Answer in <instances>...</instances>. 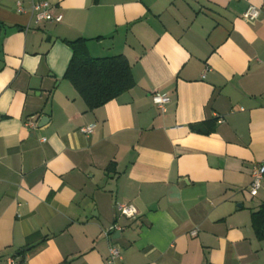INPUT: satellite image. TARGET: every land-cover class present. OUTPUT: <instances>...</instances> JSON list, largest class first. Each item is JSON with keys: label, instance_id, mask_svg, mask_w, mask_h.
I'll use <instances>...</instances> for the list:
<instances>
[{"label": "crops", "instance_id": "crops-1", "mask_svg": "<svg viewBox=\"0 0 264 264\" xmlns=\"http://www.w3.org/2000/svg\"><path fill=\"white\" fill-rule=\"evenodd\" d=\"M38 1L61 22H36ZM78 38L135 85L88 110L64 78ZM260 163L264 0H0V264H108L112 245L115 264H264Z\"/></svg>", "mask_w": 264, "mask_h": 264}, {"label": "trees", "instance_id": "trees-1", "mask_svg": "<svg viewBox=\"0 0 264 264\" xmlns=\"http://www.w3.org/2000/svg\"><path fill=\"white\" fill-rule=\"evenodd\" d=\"M68 44L72 48V57L64 78L76 89L88 110L106 104L135 85L131 66L124 56L92 57L83 38ZM216 122L217 119L203 121L191 125V129L197 133L210 134L215 130ZM251 226L255 237L264 240V206L252 212Z\"/></svg>", "mask_w": 264, "mask_h": 264}, {"label": "built area", "instance_id": "built-area-1", "mask_svg": "<svg viewBox=\"0 0 264 264\" xmlns=\"http://www.w3.org/2000/svg\"><path fill=\"white\" fill-rule=\"evenodd\" d=\"M19 5V3H18ZM19 8L21 9L20 5ZM31 13L35 15L36 22L41 21H52L61 22L62 14H53L52 5L47 1L34 2L31 6ZM261 15V8L255 5H248L247 8L242 12L241 18L247 23L254 24L255 21ZM152 101L155 106L161 111L165 112L170 98L167 94H162L159 92L152 93ZM29 126H34V122L29 121L27 123ZM93 124L83 126L79 130L84 134H90L94 129ZM262 180H264V163L256 165L252 170V181L249 187V192L251 196H255L261 187ZM117 209L121 215H125L128 218L135 219L137 215L136 208L129 204H118ZM192 236L197 234V230L194 229L190 233ZM109 259L108 264H115V261L120 258V250L117 246L112 245L109 249ZM6 264H19L15 257H8Z\"/></svg>", "mask_w": 264, "mask_h": 264}, {"label": "water", "instance_id": "water-1", "mask_svg": "<svg viewBox=\"0 0 264 264\" xmlns=\"http://www.w3.org/2000/svg\"><path fill=\"white\" fill-rule=\"evenodd\" d=\"M118 233V232H117Z\"/></svg>", "mask_w": 264, "mask_h": 264}]
</instances>
